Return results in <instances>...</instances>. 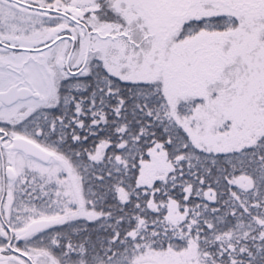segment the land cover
Returning a JSON list of instances; mask_svg holds the SVG:
<instances>
[{"label":"snow or ice","instance_id":"obj_1","mask_svg":"<svg viewBox=\"0 0 264 264\" xmlns=\"http://www.w3.org/2000/svg\"><path fill=\"white\" fill-rule=\"evenodd\" d=\"M0 264H264V0H0Z\"/></svg>","mask_w":264,"mask_h":264}]
</instances>
